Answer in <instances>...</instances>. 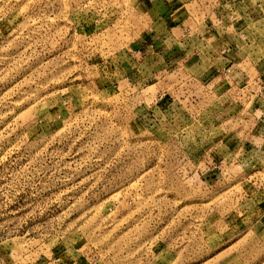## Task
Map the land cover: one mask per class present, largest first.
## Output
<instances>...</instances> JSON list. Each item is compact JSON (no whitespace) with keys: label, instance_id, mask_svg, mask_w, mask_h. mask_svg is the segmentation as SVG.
Returning a JSON list of instances; mask_svg holds the SVG:
<instances>
[{"label":"rangeland","instance_id":"374dc122","mask_svg":"<svg viewBox=\"0 0 264 264\" xmlns=\"http://www.w3.org/2000/svg\"><path fill=\"white\" fill-rule=\"evenodd\" d=\"M142 9L0 0V264H264L261 117L139 79Z\"/></svg>","mask_w":264,"mask_h":264},{"label":"crops","instance_id":"0c3cea01","mask_svg":"<svg viewBox=\"0 0 264 264\" xmlns=\"http://www.w3.org/2000/svg\"><path fill=\"white\" fill-rule=\"evenodd\" d=\"M138 1L149 25L131 44L139 79L157 77L156 69L144 67L178 64L206 87L239 100L250 119L246 127L264 117V0ZM261 118L255 130L264 133ZM45 264L68 263L54 258Z\"/></svg>","mask_w":264,"mask_h":264},{"label":"built area","instance_id":"2783aa9c","mask_svg":"<svg viewBox=\"0 0 264 264\" xmlns=\"http://www.w3.org/2000/svg\"><path fill=\"white\" fill-rule=\"evenodd\" d=\"M262 90H263V92H264V85H262ZM258 96V95H257Z\"/></svg>","mask_w":264,"mask_h":264}]
</instances>
